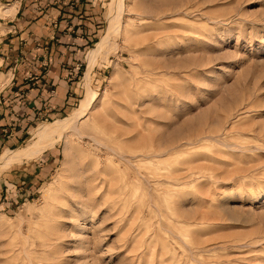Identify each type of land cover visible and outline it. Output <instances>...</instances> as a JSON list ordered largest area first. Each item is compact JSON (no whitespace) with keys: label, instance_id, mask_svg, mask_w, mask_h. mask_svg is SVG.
Returning a JSON list of instances; mask_svg holds the SVG:
<instances>
[{"label":"rangeland","instance_id":"374dc122","mask_svg":"<svg viewBox=\"0 0 264 264\" xmlns=\"http://www.w3.org/2000/svg\"><path fill=\"white\" fill-rule=\"evenodd\" d=\"M32 1L22 50L83 52L66 108L13 150L78 106L108 23L109 0ZM123 2L79 132L0 150V264H264V0ZM5 51L0 88L26 58Z\"/></svg>","mask_w":264,"mask_h":264},{"label":"crops","instance_id":"0c3cea01","mask_svg":"<svg viewBox=\"0 0 264 264\" xmlns=\"http://www.w3.org/2000/svg\"><path fill=\"white\" fill-rule=\"evenodd\" d=\"M13 1H17V4L14 13L9 16L11 23L7 21L6 26L9 28L0 34L2 61L5 60L7 53L4 50H14L9 52L12 56L20 51L26 58H22V62H16L10 67L11 77L0 88V150L6 147L13 149L11 146H15L22 140L23 131H28L25 128H29L40 117L53 115L66 108L73 93L71 84L73 81L70 80L71 77L67 75V72L70 70L72 57L76 58L79 53L83 52V50H60L59 48L55 50L54 46L51 50H45L42 46H36V50H22L19 42L21 43L22 37H26L23 24L32 20V15L26 11V6L36 5L37 2ZM11 5L14 7L13 4ZM47 19L46 17L38 20L41 22ZM54 25L55 23H50L52 32H54ZM54 33L50 32L47 41L51 40V35L53 36ZM37 40H40L38 32L29 37L30 42L40 43ZM54 43L55 41L52 40L53 45ZM92 48L87 49L85 53L87 65ZM86 72L87 67L85 77ZM91 73L92 71L86 78L89 83Z\"/></svg>","mask_w":264,"mask_h":264},{"label":"bare ground","instance_id":"6f19581e","mask_svg":"<svg viewBox=\"0 0 264 264\" xmlns=\"http://www.w3.org/2000/svg\"><path fill=\"white\" fill-rule=\"evenodd\" d=\"M123 6H124L123 0H109L108 12H107L108 23L104 29L103 37L99 39L95 43V46L91 49L89 62L87 65L86 78H88L89 73L92 71L96 63L99 53L106 46L111 35L114 32L120 30L122 23L123 8H124ZM3 7H5V5ZM10 10H12V5L11 7H9V9L5 10L4 12ZM84 86H85L84 94L80 97L78 106L74 109V111L70 115L66 116L62 120H55L48 122L46 121L40 123L33 131L32 137H34V141L30 145L17 148V150L7 149L8 151L6 153L11 152V155L8 154L9 157L11 158L12 154L15 152L36 154L42 151L43 149L49 147L51 144H53L56 140L60 139L61 137L65 135H67L66 137H68L69 135L79 132L80 130L78 125L79 120L84 114H86V112L89 111V106L92 100L91 89L87 80L84 82Z\"/></svg>","mask_w":264,"mask_h":264},{"label":"built area","instance_id":"2783aa9c","mask_svg":"<svg viewBox=\"0 0 264 264\" xmlns=\"http://www.w3.org/2000/svg\"><path fill=\"white\" fill-rule=\"evenodd\" d=\"M77 67H80V64H77Z\"/></svg>","mask_w":264,"mask_h":264}]
</instances>
